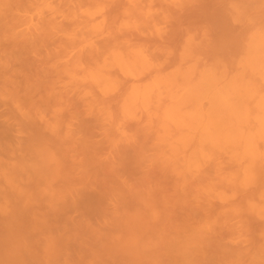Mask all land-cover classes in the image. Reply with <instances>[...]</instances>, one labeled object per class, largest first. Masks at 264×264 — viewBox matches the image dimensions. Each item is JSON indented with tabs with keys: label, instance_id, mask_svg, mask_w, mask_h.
I'll return each instance as SVG.
<instances>
[{
	"label": "bare ground",
	"instance_id": "bare-ground-1",
	"mask_svg": "<svg viewBox=\"0 0 264 264\" xmlns=\"http://www.w3.org/2000/svg\"><path fill=\"white\" fill-rule=\"evenodd\" d=\"M0 264H264V0H0Z\"/></svg>",
	"mask_w": 264,
	"mask_h": 264
},
{
	"label": "rangeland",
	"instance_id": "rangeland-1",
	"mask_svg": "<svg viewBox=\"0 0 264 264\" xmlns=\"http://www.w3.org/2000/svg\"><path fill=\"white\" fill-rule=\"evenodd\" d=\"M0 234H1V230H0ZM0 246H1V244H0ZM30 264H36V262L35 261H33L32 259H29V261H28Z\"/></svg>",
	"mask_w": 264,
	"mask_h": 264
}]
</instances>
